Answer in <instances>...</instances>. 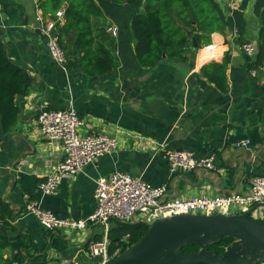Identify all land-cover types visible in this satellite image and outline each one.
Here are the masks:
<instances>
[{"label": "crops", "instance_id": "1", "mask_svg": "<svg viewBox=\"0 0 264 264\" xmlns=\"http://www.w3.org/2000/svg\"><path fill=\"white\" fill-rule=\"evenodd\" d=\"M94 1L100 22L105 19L116 28L107 34L115 44L117 66L99 75L81 69L74 48L63 70L36 30L37 14L64 13L66 1L0 0V35L9 56L35 78L29 93L16 99L15 125L8 133L0 130V199L11 210L7 224L0 221V231L10 241L2 255L12 264H97L86 244L102 236V227L48 231L25 212V204L35 202L60 218L85 219L95 207L94 181L114 171L152 186L167 185L165 198L245 193L253 176H264V73L257 67L251 74L254 60L241 49L244 42L258 41L264 0H215L226 18L224 34L213 33L210 46L189 53L187 61L164 59L153 68L138 62L130 31L131 18L143 11L146 0ZM64 21V16L58 21L57 35ZM225 55L226 85L221 89L200 69L211 61L221 63ZM44 107H73L84 121L79 133L118 139L113 153L62 178L52 195H43L38 184L64 152L39 131L36 117ZM243 140L249 144L236 145ZM167 151L211 159L214 169L171 176L163 157ZM254 216L264 219V209ZM115 226L109 222L110 230Z\"/></svg>", "mask_w": 264, "mask_h": 264}, {"label": "built area", "instance_id": "2", "mask_svg": "<svg viewBox=\"0 0 264 264\" xmlns=\"http://www.w3.org/2000/svg\"><path fill=\"white\" fill-rule=\"evenodd\" d=\"M63 17V11H57L53 17L43 14L36 16V30L45 40L47 49L57 65L66 70V57L59 44L56 32L57 23ZM116 28L109 27L107 32L115 34ZM208 45L207 47H209ZM242 51L254 60L258 52L257 43L244 42ZM264 73V67H260ZM256 69L251 70L254 74ZM36 122L40 133L64 152V158L38 184L43 195L56 192L62 178H69L81 172L83 168L98 157L113 153L118 147L116 136L107 134H81L79 129L84 125L83 119L73 107L65 109L42 108L39 110ZM248 140H243L237 146H246ZM146 144L142 145L145 149ZM167 161L171 176L191 172L198 169H214L211 159H200L186 151H167L163 155ZM93 198L95 207L85 219H66L54 215L49 210L42 209L35 202L25 204V212L34 216L41 227L48 231H76L87 226L102 227L100 238H91L86 244L87 253L97 261L105 264L114 258L108 253L109 222L131 224L133 221L143 224L161 217L178 214H244L252 206L264 203V176H253L249 180V189L245 193H229L215 197L208 195L191 196L188 198H165L167 185L152 186L140 177L114 171L108 177L97 178L94 181ZM127 238V236L125 237ZM63 264H71L64 262Z\"/></svg>", "mask_w": 264, "mask_h": 264}, {"label": "trees", "instance_id": "3", "mask_svg": "<svg viewBox=\"0 0 264 264\" xmlns=\"http://www.w3.org/2000/svg\"><path fill=\"white\" fill-rule=\"evenodd\" d=\"M63 1V0H62ZM65 21L59 28V44L64 50L66 61L76 49L81 69L88 75L111 72L117 66L115 44L107 34L110 27L94 0H64ZM114 4H135L139 0H108ZM98 20V21H97ZM97 21V22H96ZM260 30L257 41L258 52L249 69L264 66V7L260 16ZM226 18L215 0H146L142 12L136 13L130 21L134 50L140 64L153 68L162 60L187 61L203 46L211 44L213 33L224 34ZM70 61V60H69ZM228 57L221 63L211 61L204 64L200 72L221 89L226 85ZM68 66V62H66ZM35 78L9 56L5 42L0 35V130L8 133L18 116L16 99L26 96ZM11 210L0 199V221L7 224ZM145 225L117 223L109 231L108 253L112 257L138 241L145 233ZM127 236V238H125ZM232 238L224 236L209 250L221 254ZM10 247L9 239L0 231V264H12V259L3 258L2 251ZM199 245L186 246L184 252H197ZM114 257V256H113Z\"/></svg>", "mask_w": 264, "mask_h": 264}, {"label": "water", "instance_id": "4", "mask_svg": "<svg viewBox=\"0 0 264 264\" xmlns=\"http://www.w3.org/2000/svg\"><path fill=\"white\" fill-rule=\"evenodd\" d=\"M259 209H264V203L252 206L244 214L188 213L143 222L146 231L138 241L105 264L263 263L264 219L254 216ZM224 236L233 241L221 254L207 248L218 244ZM193 245L201 248L197 252L181 250Z\"/></svg>", "mask_w": 264, "mask_h": 264}]
</instances>
